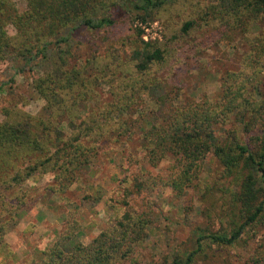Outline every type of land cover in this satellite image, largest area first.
<instances>
[{
    "label": "trees",
    "instance_id": "trees-1",
    "mask_svg": "<svg viewBox=\"0 0 264 264\" xmlns=\"http://www.w3.org/2000/svg\"><path fill=\"white\" fill-rule=\"evenodd\" d=\"M24 1L26 10L19 12L13 0H0V62L11 54L25 61L15 68L17 73L25 68L38 71L32 87L45 101L47 118L33 126L0 123V251L7 247V226L25 207V195H17L23 186L51 177L46 190L63 194L78 182L105 138L118 142L135 132L152 167L169 160L168 175L161 182L177 197L200 184L205 160L212 154L221 169L208 189L221 185L226 190L227 208L235 216L226 231L198 233V248L184 257L175 256L169 264H191L202 240L231 245L246 230L264 222V0H220L203 13L201 21L217 22L219 26L214 25L221 29L217 34L225 39L244 36L253 28L258 34L248 39L249 51L241 68L221 77L215 98L172 103L170 110L153 122L142 114L132 121L130 117L137 112L138 99L151 100L156 110L171 100L157 77L166 61V50L156 41H144L143 29L134 27L130 70L122 68V63L114 66L107 78L111 101L99 102L85 118L80 115L84 113L82 106L97 96L95 87L104 73L88 77L90 62L81 66L71 63L77 59L73 57L78 45L75 35L112 26V10L126 6L134 10L132 25L140 21L142 26L152 21L163 5L177 0ZM9 25L13 35L7 33ZM196 26V21H187L182 33ZM53 54H58L56 63L50 60ZM64 123L70 129L68 134L63 131ZM221 126L229 128L216 136V127ZM149 224L145 212L127 211L112 227L83 244L75 240L79 225L73 219L41 258L28 264L121 262L147 238Z\"/></svg>",
    "mask_w": 264,
    "mask_h": 264
},
{
    "label": "rangeland",
    "instance_id": "rangeland-1",
    "mask_svg": "<svg viewBox=\"0 0 264 264\" xmlns=\"http://www.w3.org/2000/svg\"><path fill=\"white\" fill-rule=\"evenodd\" d=\"M13 1L19 12L26 10L24 0ZM219 2L177 0L167 3L154 13L152 21L142 26L140 21L132 25L133 8L121 7L112 10L115 20L112 26L77 32L78 45L73 51L77 59L71 63L81 66L90 62L88 77L98 76L100 71L104 73L103 81L95 87L97 96L90 97L82 106L81 117L92 114L99 102L111 101L107 78L113 74L116 64L122 63V68L130 70L128 59L136 26L143 29L144 41H156L166 50V61L158 69L157 77L171 100L156 110L151 100L138 99L137 112L131 114V121L142 114L148 122H153L160 114L167 113L172 103L180 105L215 98L221 77L241 68L243 57L249 51L248 39L258 34L257 28H253L245 37L235 34L225 39L217 34L221 30L214 25L217 22L201 21L203 13ZM191 20L196 21L197 26L182 33L183 24ZM6 30L9 35L14 34L10 25ZM57 56L53 54L50 60L58 62ZM24 62L11 54L0 62V123L12 121L33 126L47 118L45 101L32 87L38 71L27 68L24 72L16 71ZM62 126L68 134L70 129L65 123ZM221 127H216V136L229 128ZM135 133L122 136L118 142L105 138L96 158L84 168L78 182L63 194L55 195L46 190L51 177L29 181L23 186L17 195H25V207L7 226L4 237L7 247L0 251V264H28L39 260L41 253L67 231L73 219L79 225L75 240L88 244L112 227L125 212L146 213L150 220L147 238L129 257L114 264H169L175 256L184 257L198 248V233L228 230L235 216L227 208L226 190L221 189V185H215L217 190L208 189L221 169L212 154L205 160L200 184L177 197L161 182L168 175L169 160L152 167L140 149L139 134ZM200 243L202 246L191 264H264V222L246 230L231 245L213 244L208 240ZM260 256L262 260L257 262Z\"/></svg>",
    "mask_w": 264,
    "mask_h": 264
}]
</instances>
